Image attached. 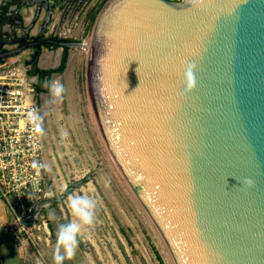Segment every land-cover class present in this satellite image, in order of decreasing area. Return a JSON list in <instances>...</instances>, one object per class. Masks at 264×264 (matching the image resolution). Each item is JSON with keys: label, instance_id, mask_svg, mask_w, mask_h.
<instances>
[{"label": "water", "instance_id": "1", "mask_svg": "<svg viewBox=\"0 0 264 264\" xmlns=\"http://www.w3.org/2000/svg\"><path fill=\"white\" fill-rule=\"evenodd\" d=\"M13 1L21 33L8 43L31 41L42 4L0 0V32ZM100 9L86 44L57 43L85 48L93 136L165 264H264V0H106ZM39 50L40 62L50 52ZM20 53L0 54V64ZM76 186L39 203L23 226Z\"/></svg>", "mask_w": 264, "mask_h": 264}, {"label": "rangeland", "instance_id": "2", "mask_svg": "<svg viewBox=\"0 0 264 264\" xmlns=\"http://www.w3.org/2000/svg\"><path fill=\"white\" fill-rule=\"evenodd\" d=\"M105 1L102 0L101 5ZM94 17L84 33L68 37L86 44ZM51 50L54 51L51 54H59L58 64L46 67L40 61L35 69L57 70L65 59L60 72L52 73L49 80L40 81L39 74H27L32 68L26 71V83L33 89L34 104L43 115L44 156L51 169L46 171L44 179L46 198L55 199L76 184L69 195L86 194L98 202L95 226L82 230L74 258L64 264H165L130 192L99 150L93 136L83 92L85 48L68 46L61 50L54 46ZM69 66L70 71L67 70ZM56 77L65 85L66 94L62 102L53 104L43 85ZM62 130L68 133L65 139H61ZM68 196L62 202L44 207L27 234L13 235L24 253L22 264H54L57 228L75 219L67 207ZM50 214L54 218H50ZM2 237L0 234L3 244L0 248L6 250L9 259L14 258L10 237Z\"/></svg>", "mask_w": 264, "mask_h": 264}, {"label": "built area", "instance_id": "3", "mask_svg": "<svg viewBox=\"0 0 264 264\" xmlns=\"http://www.w3.org/2000/svg\"><path fill=\"white\" fill-rule=\"evenodd\" d=\"M26 81L16 68L0 64V201L8 218L5 224L17 235L31 230L33 225L25 228L22 221L48 199L44 191L46 171L37 174L31 166L33 161H47L42 137L33 132L27 119L29 111L38 109Z\"/></svg>", "mask_w": 264, "mask_h": 264}, {"label": "flooded vegetation", "instance_id": "4", "mask_svg": "<svg viewBox=\"0 0 264 264\" xmlns=\"http://www.w3.org/2000/svg\"><path fill=\"white\" fill-rule=\"evenodd\" d=\"M38 2L42 4L41 13L43 11L44 14L42 16L41 22L37 26L35 34H33V36H35L33 40H25L23 43L21 42L18 44H9L8 42L14 38V35L10 36L6 34L7 36L5 38H0V54L8 50L13 51L22 49V52L28 49L33 50L29 56L28 62H24L26 63L24 66H29V69L33 67V70L36 68V65L39 62V57L41 54L39 49H47L50 52L49 54H51L54 53V51L51 50V48L54 46L60 48L61 50L68 47L60 45L57 42H65L67 44L76 42L77 39L75 40V38L65 35L69 31H74L78 26L80 28L78 34L84 33L90 22V19H92L97 14V12L101 10L100 6L102 0H33L34 5L38 4ZM13 4H15L14 1L5 6V13H9L11 17L9 21V30L10 28L13 30V27H16L12 21L15 23L18 22V18L13 10L10 11ZM45 4L49 8V12H46L44 8ZM34 10L35 7H33V13ZM50 25H53L52 32L45 34L48 30L47 28ZM17 35L19 36V34ZM11 45H15V47L9 49L8 47ZM51 55L54 56L55 54Z\"/></svg>", "mask_w": 264, "mask_h": 264}, {"label": "clouds", "instance_id": "5", "mask_svg": "<svg viewBox=\"0 0 264 264\" xmlns=\"http://www.w3.org/2000/svg\"><path fill=\"white\" fill-rule=\"evenodd\" d=\"M196 64L188 62L184 69V84L185 91H191L196 84L195 79ZM47 88L50 95V103L62 102L66 94V87L59 79H53L46 81L43 85ZM28 121L32 124L33 132L42 137L45 135L43 127V115L37 111H29L27 114ZM68 136L67 131H61V139H65ZM32 168L37 171V174L41 170L51 171L47 164L33 161ZM243 183L247 186H252L254 181L251 179H245ZM105 186H108L106 182ZM98 202L86 194H75L68 196L67 207L74 220H70L68 223L60 224L57 228L56 246L53 253L54 264H64L66 260H72L79 247V235L85 228L91 229L96 223V210ZM50 218H54L50 214Z\"/></svg>", "mask_w": 264, "mask_h": 264}, {"label": "crops", "instance_id": "6", "mask_svg": "<svg viewBox=\"0 0 264 264\" xmlns=\"http://www.w3.org/2000/svg\"><path fill=\"white\" fill-rule=\"evenodd\" d=\"M6 14L9 16V13H6ZM32 14H33V8L31 9L30 17L28 19H25V24L24 25H27L29 23L30 18L32 17ZM43 14H44V12L42 11V13L40 15V18L37 21V23L35 24L34 28L31 30L30 35L33 36V34H35V32L37 30V26L41 22ZM9 21H10V18H6V17L3 20V25L1 27V32H0V38L1 39L5 38L7 35L12 36L15 33H17V34L21 33V31L17 27H14L13 30L10 28V30H9V27H10ZM56 24H58V23H56ZM52 27H53V25H50L47 28L48 30H47V32L45 34H49L50 32H52ZM4 29H5V31H4ZM79 31H80V28L78 26L75 29V31H69V32H67V34L65 36L78 35ZM14 47H15V45H11L8 48L11 49V48H14ZM32 52H33V50L28 49V50L23 51L22 53H20L19 55L15 56V57L9 58L6 61V63L3 64V67L16 68L19 71H21L20 69H24V67H25V70L28 71L29 70V66H26V65L24 66V64H26L24 62H28L29 56H30V54ZM47 54H49V53H47ZM7 220H8V218H7V214H6V210H5L4 204L0 201V234L3 235V237H6V236L10 237V239H11V241L13 243V250L15 251L14 258L10 257V259H9L7 257L6 250L0 248V264H22V258H23L24 253H22L20 251L21 247L19 246V244L16 245V243L14 241V238H13L14 234H13L12 230L6 228L5 222ZM1 245H3L2 242L0 243V247H1ZM55 246L56 245L53 246L54 249H55Z\"/></svg>", "mask_w": 264, "mask_h": 264}, {"label": "trees", "instance_id": "7", "mask_svg": "<svg viewBox=\"0 0 264 264\" xmlns=\"http://www.w3.org/2000/svg\"><path fill=\"white\" fill-rule=\"evenodd\" d=\"M64 65H65V59L62 60L61 66L57 70L40 71V70L34 69L32 71L27 72V74L29 76H33L34 74H39L38 76L40 78V81H42V80H49L50 75L52 73H54V72H60L64 68Z\"/></svg>", "mask_w": 264, "mask_h": 264}, {"label": "bare ground", "instance_id": "8", "mask_svg": "<svg viewBox=\"0 0 264 264\" xmlns=\"http://www.w3.org/2000/svg\"><path fill=\"white\" fill-rule=\"evenodd\" d=\"M75 31V30H74ZM80 34V33H79ZM58 60H59V54L57 53L56 56H52L51 54H44L43 55V59L41 61V65L42 66H46L49 67L51 66V64L53 63V65H57L58 64ZM70 69V66L67 70ZM70 71V70H69ZM21 72V71H20ZM69 73V72H68ZM55 79H58V77H56ZM27 100H30V97L27 98Z\"/></svg>", "mask_w": 264, "mask_h": 264}]
</instances>
